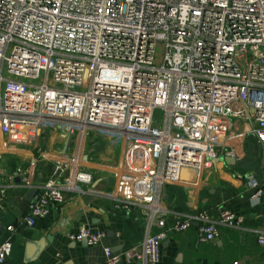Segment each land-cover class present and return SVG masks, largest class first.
I'll use <instances>...</instances> for the list:
<instances>
[{
	"label": "built area",
	"instance_id": "1",
	"mask_svg": "<svg viewBox=\"0 0 264 264\" xmlns=\"http://www.w3.org/2000/svg\"><path fill=\"white\" fill-rule=\"evenodd\" d=\"M157 46H161L160 50ZM161 111L157 126L153 113ZM260 147V180L243 177L259 194L264 186V0H0V134L26 140L42 125L77 136L69 158L53 163L28 205L27 225L46 216L65 191H82L92 175L81 169L79 142L85 137L126 143L114 208H139L145 235L129 256L140 264L160 263L167 236L151 233L161 187L180 179L182 169L200 171L217 158L230 138ZM29 167L15 177L28 183ZM11 183V182H10ZM5 188L0 186V199ZM186 214L178 232L196 224L199 241L219 236L218 225L240 218L218 207ZM13 225L7 230L13 231ZM104 230L80 227L69 236L95 245ZM264 246V233L256 232ZM12 244H0V264H10ZM105 262L120 256L104 248Z\"/></svg>",
	"mask_w": 264,
	"mask_h": 264
},
{
	"label": "crops",
	"instance_id": "2",
	"mask_svg": "<svg viewBox=\"0 0 264 264\" xmlns=\"http://www.w3.org/2000/svg\"><path fill=\"white\" fill-rule=\"evenodd\" d=\"M243 124L232 121L230 138L216 149L218 156L210 166L191 172L177 181L164 184L160 190L159 208L151 233L167 231L160 245L162 264H264V246L256 242V232L264 233V186L259 194L247 186L243 177L251 173L260 180V147L253 136L243 135ZM26 140L0 134V186L5 188L0 199V244H12L10 264H103L104 248L119 255L117 264H138L129 256L139 244L147 225V217L139 208L125 212L114 208L113 197L119 195L121 180L113 173L124 164L126 143L112 138L85 137L79 142V167L92 175L89 186L78 185L82 191H65L64 201L52 204L49 213L36 219L34 225L24 218L29 203L57 160H67L77 136L66 135L60 129L40 126ZM29 167L28 183L15 172ZM11 182V183H10ZM33 191L32 194L30 192ZM218 207L240 218L238 226L218 225L219 236L211 241H199L196 224L174 232L170 227L182 221L186 214L205 210L217 219ZM13 225V231L7 230ZM80 227L91 231L104 230L106 236L97 244L72 241L69 236ZM44 240V249L29 263L23 262L25 245Z\"/></svg>",
	"mask_w": 264,
	"mask_h": 264
},
{
	"label": "water",
	"instance_id": "3",
	"mask_svg": "<svg viewBox=\"0 0 264 264\" xmlns=\"http://www.w3.org/2000/svg\"><path fill=\"white\" fill-rule=\"evenodd\" d=\"M188 169H182L180 171V178L184 177L186 175ZM191 172H193V170H191ZM33 191L30 192V194H32ZM83 243H87L85 239L82 240ZM44 240L43 239H39L36 241H30L25 245L24 248V256H23V262L24 263H29L34 261L38 255L42 252V250L44 249ZM140 264V263H138Z\"/></svg>",
	"mask_w": 264,
	"mask_h": 264
},
{
	"label": "rangeland",
	"instance_id": "4",
	"mask_svg": "<svg viewBox=\"0 0 264 264\" xmlns=\"http://www.w3.org/2000/svg\"><path fill=\"white\" fill-rule=\"evenodd\" d=\"M161 46H157V49L160 50ZM154 121L157 126L161 124V111L156 109L153 113Z\"/></svg>",
	"mask_w": 264,
	"mask_h": 264
}]
</instances>
